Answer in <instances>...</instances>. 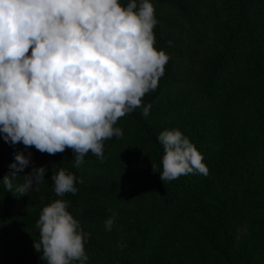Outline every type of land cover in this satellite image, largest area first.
<instances>
[{
    "label": "trees",
    "instance_id": "1",
    "mask_svg": "<svg viewBox=\"0 0 264 264\" xmlns=\"http://www.w3.org/2000/svg\"><path fill=\"white\" fill-rule=\"evenodd\" d=\"M128 2L120 0L122 6ZM150 2L173 23L181 20L201 27L196 56L185 59L177 53L167 54L170 59L158 82V86L162 83L179 92L176 118L160 125L134 111L116 124L128 134L135 153L146 156V185L138 208L132 210L123 193L96 196L97 192L79 182L75 195L58 197L52 174L63 168L82 180L86 167L84 162L74 166L70 149L46 155L47 172L39 191L23 196L6 191L2 179L12 171L9 166L15 153L30 151L33 161L38 150L25 149L23 144L10 146L0 134V264H46L33 247L34 239L40 238L36 222L43 207L65 199L74 218L79 210L83 215L92 214V209L84 207L91 195L106 208L99 220H92V226L80 224L88 234L85 247L97 256L96 262L264 264V154L261 159L256 155L264 149V0L195 1V5L184 0ZM172 129H179L203 155L207 176L195 173L161 181L164 153L158 136ZM33 166L34 161L20 175ZM248 167L251 170L242 195L231 189L230 195L221 191L237 185L234 182ZM21 182L22 177H17L13 184ZM24 199L33 208L16 214L15 203ZM113 215L114 224L129 222L127 227L135 228L131 246L126 247L128 243L117 237L110 240L96 233L100 222L105 225ZM241 228L247 233L238 243Z\"/></svg>",
    "mask_w": 264,
    "mask_h": 264
},
{
    "label": "clouds",
    "instance_id": "2",
    "mask_svg": "<svg viewBox=\"0 0 264 264\" xmlns=\"http://www.w3.org/2000/svg\"><path fill=\"white\" fill-rule=\"evenodd\" d=\"M150 0H0V134L10 146L23 144L56 155L70 149L74 166L89 153L101 161L104 141L122 137L117 122L158 87L170 57L155 47L158 20ZM171 43V42H169ZM163 146L161 181L208 175L203 155L179 129L158 136ZM32 153H15L2 183L19 196L39 191L46 166L32 167ZM154 172L156 165L152 163ZM22 177V182L13 181ZM51 181L58 197L75 195L82 180L61 168ZM57 199L43 207L34 250L46 264H86L88 234ZM82 211V210H81ZM115 216L105 220L110 231ZM124 247V245H120Z\"/></svg>",
    "mask_w": 264,
    "mask_h": 264
},
{
    "label": "rangeland",
    "instance_id": "3",
    "mask_svg": "<svg viewBox=\"0 0 264 264\" xmlns=\"http://www.w3.org/2000/svg\"><path fill=\"white\" fill-rule=\"evenodd\" d=\"M189 1L191 5H195V1H217V0H184ZM214 7V4H212ZM156 10V9H155ZM158 23L154 28L155 35V47L157 50H164L166 54L183 56L185 59H193L196 56L195 43L199 39V27L194 24L173 23L167 15L162 11L156 10L155 12ZM171 42V43H169ZM167 66V64H166ZM165 66V67H166ZM182 93V90H181ZM181 101L179 92H174L170 87H164L162 83L159 84L156 90L149 92L143 98L145 105L151 104L150 114L146 117L147 122L157 121L160 125H164L176 118V106L177 102ZM141 117L145 118L142 113V109L135 110ZM119 127L118 125H115ZM264 154V149L257 152V156L261 159ZM47 153H41L37 151L34 156V163L36 167L44 166L46 163ZM84 165H86L82 173V183L85 187H88L92 193L97 192L98 195L104 197L105 194H110L111 197L120 195L123 193L124 201L130 206L132 210H136L139 205V199L145 189V171L147 169V160L144 154L138 155L135 153V149L132 145L131 139L128 134L123 131L122 137H113L104 141V157L101 161L93 154L86 155ZM250 167L241 172L240 176L236 179L235 185H232L221 189L222 192L230 193L231 191L242 195L245 191L243 185L246 183ZM31 201L24 199L23 201H17L14 205V212L16 214L28 211L32 209ZM85 209L93 210L92 214L87 213L83 215L84 211L79 210L78 215L75 217L80 224L93 225L92 220L98 219L99 213L106 210L103 207V202L99 201L97 197L93 195L89 196L86 200ZM105 206V205H104ZM139 217V216H138ZM139 221V220H138ZM129 222H120L114 224L110 231L105 229V225L100 222V228L96 230L97 234L106 237L110 240L113 238H119L125 240L126 247L131 246L132 231L135 229L127 227ZM89 231V230H88ZM87 232V231H86ZM247 233L245 228L238 230L237 241L241 242L243 236ZM93 243V242H89ZM88 255L86 264H107L106 261L101 259L96 262L97 256L85 247ZM114 259V257H113ZM78 264V262H77Z\"/></svg>",
    "mask_w": 264,
    "mask_h": 264
}]
</instances>
